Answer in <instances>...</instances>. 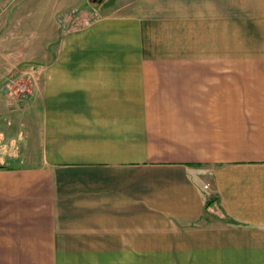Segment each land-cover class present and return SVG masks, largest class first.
Instances as JSON below:
<instances>
[{
    "label": "crops",
    "instance_id": "crops-1",
    "mask_svg": "<svg viewBox=\"0 0 264 264\" xmlns=\"http://www.w3.org/2000/svg\"><path fill=\"white\" fill-rule=\"evenodd\" d=\"M84 1L8 40L34 161L3 118L0 264H264V0Z\"/></svg>",
    "mask_w": 264,
    "mask_h": 264
},
{
    "label": "rangeland",
    "instance_id": "rangeland-1",
    "mask_svg": "<svg viewBox=\"0 0 264 264\" xmlns=\"http://www.w3.org/2000/svg\"><path fill=\"white\" fill-rule=\"evenodd\" d=\"M87 5L84 0H0V146L4 139L2 134L5 133H3L5 127L3 118L10 116L26 118V123L20 126L23 133L20 135V141L15 136L10 140L9 146L6 147L8 153L18 156L17 158H20L23 165L31 164L34 161V131L33 126L28 125L27 122L32 116L31 72L35 64L27 59L26 62L15 65L13 71L5 73L2 69L7 64L4 57L17 52L18 46L17 44L9 45L8 40L20 39L23 43L38 46L39 40L44 37L42 33L48 32L45 30L47 29L45 25L49 23V15L52 9L59 8L64 12L58 18V23L64 29H69L76 27V23L81 24L88 20L89 15L85 13ZM19 23H21L20 29L15 33L14 25ZM44 47L47 51L49 50V46L45 45ZM29 51L31 50L28 49V46H25L24 53L28 54ZM15 127H17L16 124L11 126L9 131L16 133L14 132ZM133 264H160V256L158 254L139 253L133 255Z\"/></svg>",
    "mask_w": 264,
    "mask_h": 264
}]
</instances>
